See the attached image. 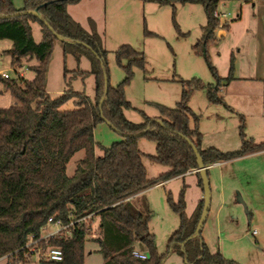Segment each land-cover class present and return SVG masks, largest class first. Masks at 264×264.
I'll return each mask as SVG.
<instances>
[{
    "label": "trees",
    "instance_id": "obj_1",
    "mask_svg": "<svg viewBox=\"0 0 264 264\" xmlns=\"http://www.w3.org/2000/svg\"><path fill=\"white\" fill-rule=\"evenodd\" d=\"M80 1L25 0L24 6L17 8L13 0H0V39L13 42L5 52L11 56L13 64L25 58L38 61L31 67L35 72L33 79L1 77L19 105L0 108V258L10 254L7 264H28L21 248L32 234H42L50 217L68 223L73 215L78 217L95 212L99 217V236L94 241L99 244L104 264H162L165 255L157 251L154 234L150 231L148 205L144 203L146 211L139 210L131 201L133 197L198 168L194 146L208 166L263 151L264 141L256 142L253 137H247L242 116V145L238 150L226 152L214 146L202 148L199 116L190 106L193 91L206 87L200 78L184 82L181 99L175 107L159 105L161 114L155 117L159 120L145 113L143 122L129 120L124 111L132 105L126 98L125 88L132 79L134 66L147 69L144 53L129 44L116 51L117 61L126 71V77L115 87L109 80L108 95L101 103L106 76L109 79L108 51L94 19L90 18L88 30L70 15L68 6ZM157 1L173 7L178 30L175 19L177 3L203 6L207 22L202 26V36L193 49L206 59L218 81L207 87L209 102L225 104L220 95L221 87L228 85L234 75L219 76L211 61L210 49L219 40L216 31L220 28V20L215 13L218 6L228 0ZM237 1L252 3L255 0ZM28 9H38L53 30L33 14L15 15ZM4 15L8 16L2 17ZM37 22L43 33L39 42L34 38L32 27ZM223 27H229L228 21ZM55 33L77 41H64L65 46H75L73 52L77 57L86 54L91 59L90 73L96 79L95 100L72 89L58 97L47 91L48 65L58 39ZM145 33L157 35L148 29ZM124 59L128 60L127 64ZM231 69L234 70L233 64ZM73 98H76L80 110L70 117L63 106ZM103 117L123 135L121 141L109 147L95 140V129L99 123L105 122ZM146 129L143 135H126ZM141 137L156 143L154 159L170 168L156 178L147 175L139 147ZM97 148L103 151V155L96 153ZM81 150L85 151V156L78 162L75 173L69 175V162ZM197 176L198 185L203 188L201 174L197 172ZM168 201L181 215L180 227L169 240V251L176 247L182 256L187 257L188 264H239L221 253H211L202 235L191 238L201 217L204 199L200 200L190 218L185 216L183 195L175 202L169 194ZM89 235L87 224H80L73 226L71 234L66 232L52 238L50 244L64 251V259L57 264H85L86 245L91 240ZM137 241L144 246L147 259L134 255Z\"/></svg>",
    "mask_w": 264,
    "mask_h": 264
},
{
    "label": "rangeland",
    "instance_id": "obj_2",
    "mask_svg": "<svg viewBox=\"0 0 264 264\" xmlns=\"http://www.w3.org/2000/svg\"><path fill=\"white\" fill-rule=\"evenodd\" d=\"M13 3L21 8L25 0H13ZM78 3L70 4L68 11L88 30L90 24L87 18L91 17L96 22L108 51L112 86H117L126 77V71L116 58V51L122 45L129 44L145 55L147 69L134 66L132 79L125 88L126 98L132 105L124 111L129 120L143 122L144 113L153 118L160 116L159 105L175 107L181 99L184 82L200 78L206 87L193 91L190 106L199 116L202 148L214 146L226 152L238 150L242 145V116L247 137H253L256 142L264 141V112L261 111L264 93L259 83L244 81L250 88L245 96L238 95L241 91L237 88L239 85L229 90L222 86L220 95L225 98V104L209 102L207 87L218 81L206 59L193 49L202 36V26L207 22L202 5L177 3L175 19L178 30L173 7L162 5L157 0H84ZM218 11L229 13V27L225 28L227 33L223 38L218 28L216 34L219 40L210 49L211 61L219 76L225 78L230 73L234 76L250 75L256 73L257 68L260 75H264V0H256L254 6L252 3L228 0L218 6ZM32 27L35 40L41 41V25L37 22ZM146 29L157 35H147ZM12 45V40L0 39V70L16 77L14 66H17L25 78L33 79L35 72L31 67L38 61L25 58L13 64L11 56L5 52ZM75 49L73 44L65 46L64 41H55L48 65L46 89L53 97L72 89L95 100L96 79L90 73L91 59L86 54L77 57L73 52ZM123 62L127 64L128 60ZM222 81L224 84V79ZM14 105H19V101L6 89L0 77V108ZM63 109L71 117L80 107L73 98ZM122 139L123 135L107 122L99 123L95 129V140L104 147ZM139 147L149 178H156L170 169L154 159V141L141 137ZM96 153L103 155L99 148ZM84 156V150L74 155L68 165L69 175L75 173L78 162ZM209 178L211 208L201 235L210 252L221 253L239 264H264V150L212 166ZM198 180L195 174L177 176L159 186L150 187L131 200L142 211H146L144 203L148 205L150 231L154 234L157 251L165 255L162 264H188L176 247L169 251V240L180 227L181 215L174 210L168 196L171 194L178 202L183 195L185 216L190 218L204 197ZM98 226L99 217L95 219L89 235L91 240L86 245L85 264H104L99 244L94 241L99 235ZM49 229L54 228L50 225ZM135 248L144 252V246L139 241L135 242ZM7 262V259L0 260V264Z\"/></svg>",
    "mask_w": 264,
    "mask_h": 264
},
{
    "label": "built area",
    "instance_id": "obj_3",
    "mask_svg": "<svg viewBox=\"0 0 264 264\" xmlns=\"http://www.w3.org/2000/svg\"><path fill=\"white\" fill-rule=\"evenodd\" d=\"M216 16L220 20V28H223V25L228 21L229 13L225 12H219L216 11ZM19 68L17 66H14V71L16 73V77H12L11 74L8 73V71L0 70V77L4 78H17L19 76H24V74L19 72ZM97 218V215L95 212H88L85 215L82 216H72V219L68 223H64L60 219H55L54 217H50L43 228V232L40 236H35L32 234L24 246L21 248V251H23L24 257L27 260L28 264H57L61 262L64 259V251L59 246H54L50 244V240L52 238H56L58 236H62L63 233H69L71 234V229L75 225L80 224H87L88 229L92 230L94 227L95 219ZM93 223L91 224V221ZM53 226V230L49 229V226ZM99 228V226H98ZM256 233V231H254ZM94 234L93 236H95ZM99 236V235H98ZM95 236V237H98ZM15 251L14 253H17ZM134 255L141 259H147L148 254L138 250L135 248L133 251ZM10 255V254H9ZM8 254L1 257L0 260L7 259L9 260L10 256Z\"/></svg>",
    "mask_w": 264,
    "mask_h": 264
},
{
    "label": "water",
    "instance_id": "obj_4",
    "mask_svg": "<svg viewBox=\"0 0 264 264\" xmlns=\"http://www.w3.org/2000/svg\"><path fill=\"white\" fill-rule=\"evenodd\" d=\"M21 14H33L35 15L36 17H38L39 19H41L42 21H44L46 23V25L51 29L53 30V28L50 26V24L45 21L44 17L42 16V14L40 13V11L38 9H28V10H22V11H18L15 13V15H21ZM8 15H4L2 17H7ZM56 37L62 41H67V42H77V41H72V40H69L67 38H65L64 36L58 34V33H55ZM108 92H109V79L108 77L106 76V88H105V95L103 96L102 100H101V103L104 102V100L106 99L107 95H108ZM105 122H107L110 126H111V123L109 121H107L105 119V117H103ZM147 132V129L146 130H143L141 132H137V133H133V134H129L127 133L126 135H136V136H139V135H143L144 133ZM188 142H191L190 139H188ZM194 149V152L196 153L197 155V163H198V168H197V172H199L201 174V178H202V181H203V191H204V206H203V211H202V214H201V217L199 219V222L197 224V227H196V231L195 233L191 236V238H198L201 233H202V229H203V226L207 220V217H208V214H209V211H210V208H211V199H212V191H211V183H210V178H209V165H205L204 163V160L201 156V154L199 153L198 149L194 146L193 147ZM185 259H187V257L185 256Z\"/></svg>",
    "mask_w": 264,
    "mask_h": 264
},
{
    "label": "crops",
    "instance_id": "obj_5",
    "mask_svg": "<svg viewBox=\"0 0 264 264\" xmlns=\"http://www.w3.org/2000/svg\"><path fill=\"white\" fill-rule=\"evenodd\" d=\"M82 1H84V0H82ZM82 1L79 2L78 4L82 3ZM255 1L252 2V5L253 6L255 5ZM75 5H77V4H75ZM90 18L91 17H88L87 18L88 23H89ZM76 20L81 23V21H79V19H76ZM228 23H229V18H228ZM226 33H227V31H226V29L224 27L219 29V35L222 36L223 38H224V36H225ZM255 72L256 73H251L250 75H238V76H234V79H232L228 83V85L225 86L226 89L229 90V89H232V88L236 87L235 85H239V86H237V88H240L241 91H239L240 93L238 95L245 96V94H247V92H248V89H250V88H249V86H247L243 82L244 81H247V82H253V81H255V82L259 83V85L261 86L262 92L264 93V75H260L258 68H257V70ZM243 74H246V73H243ZM223 99H224V102H226L225 101V98H223ZM262 104H263V107H262V110L261 111L264 112V99L262 101ZM258 107L260 108V106H258ZM219 163H221V162H217V163L211 164V165H209V168H211L212 166H214L216 164H219ZM196 173H197V168L196 169H192V170L188 171L185 174H195V175H197ZM166 181H168V180H166ZM166 181H163V182H161V183H159V184H157L155 186H159V185L163 184ZM202 199H203V197H202Z\"/></svg>",
    "mask_w": 264,
    "mask_h": 264
}]
</instances>
